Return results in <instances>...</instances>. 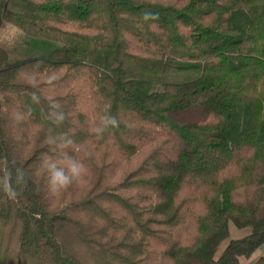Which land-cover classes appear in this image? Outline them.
I'll return each mask as SVG.
<instances>
[{
	"label": "trees",
	"instance_id": "16d2710c",
	"mask_svg": "<svg viewBox=\"0 0 264 264\" xmlns=\"http://www.w3.org/2000/svg\"><path fill=\"white\" fill-rule=\"evenodd\" d=\"M2 20L57 45H0V264H243L264 245V0H0ZM106 110L119 127L97 136ZM50 134L89 169L56 196ZM230 223L249 233L215 257Z\"/></svg>",
	"mask_w": 264,
	"mask_h": 264
},
{
	"label": "clouds",
	"instance_id": "9594fccd",
	"mask_svg": "<svg viewBox=\"0 0 264 264\" xmlns=\"http://www.w3.org/2000/svg\"><path fill=\"white\" fill-rule=\"evenodd\" d=\"M151 16V13H146L145 19ZM50 117L53 123L58 126L63 123L65 114L59 110V105L53 104V111ZM117 127H119V120L106 110L105 114L99 117V122L93 127L92 132L97 136H103L108 129ZM47 143L53 153V155H45L42 161V167L46 172L48 192L56 196L74 184L84 183L89 175V169L82 160L70 154L69 149L76 150L73 147L74 142L66 135L57 136L50 134ZM17 172L19 181L23 182L24 173L19 169ZM5 191L10 197L14 198L16 196V192L7 187Z\"/></svg>",
	"mask_w": 264,
	"mask_h": 264
},
{
	"label": "rangeland",
	"instance_id": "374dc122",
	"mask_svg": "<svg viewBox=\"0 0 264 264\" xmlns=\"http://www.w3.org/2000/svg\"><path fill=\"white\" fill-rule=\"evenodd\" d=\"M188 0H164L169 4L182 5ZM0 45L4 46L9 51L11 60L23 59L31 56H44L57 44L56 43H44L33 42L24 33L14 25L7 23L6 21H0ZM249 233V228H237L233 224L229 225V236L223 240L218 246L215 257H218L228 241L234 238H242ZM264 255V245L260 247L252 256L248 259H242L243 264H253L254 261L260 256Z\"/></svg>",
	"mask_w": 264,
	"mask_h": 264
}]
</instances>
